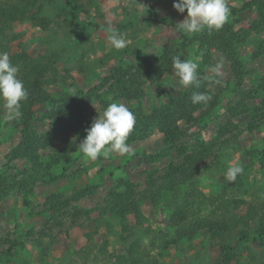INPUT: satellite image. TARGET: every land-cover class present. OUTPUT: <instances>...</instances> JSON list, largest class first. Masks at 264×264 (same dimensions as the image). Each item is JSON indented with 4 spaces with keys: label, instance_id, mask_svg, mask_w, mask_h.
<instances>
[{
    "label": "rangeland",
    "instance_id": "1",
    "mask_svg": "<svg viewBox=\"0 0 264 264\" xmlns=\"http://www.w3.org/2000/svg\"><path fill=\"white\" fill-rule=\"evenodd\" d=\"M40 1L43 12L38 19L12 24L10 50L14 53L25 49L31 57H53L58 69L48 87L53 97L89 94L114 67L135 68L142 60L162 54L172 58L183 53L182 60L192 59L199 64L202 77L212 75L209 69L223 61L222 84L207 83L201 88L217 104L209 114L204 113L203 104H197L196 122L178 120L183 135L174 142L159 131L163 121H158L145 135L127 139L131 151L125 156L112 153L108 159L90 161L76 151L70 162H65L60 158L64 151L61 143L43 151L44 163L60 158L51 168L52 177L57 179H43L31 193L12 194L0 203V240L8 237L23 244L9 262L2 264H133L136 254L121 242L128 232L122 230L114 214L101 213L110 197L119 193L139 201L141 222L137 224L129 215L128 223L132 227L129 242L138 240L140 249L146 251L140 256L142 261L222 264L219 245L228 243L235 247L234 258L228 264H264V247L259 242L264 230V170L260 167V151H264V53L259 49L264 28L254 26L257 5L230 14L227 21L235 30L246 31L235 48L244 65L242 84L238 86L226 55L214 47L200 46L205 29L193 34L177 30L176 24L183 21L187 11L178 13L174 0H80L82 6L72 7L64 0ZM248 1L226 0L236 7ZM149 9L156 14L150 16ZM109 23L126 35L125 48L116 50L108 42ZM171 71L170 67L160 75V88L146 80L142 86L145 95L140 100H114L105 85L99 90L105 102L91 96L87 106L91 123L111 102L154 113L153 109L172 97L183 95L191 87L181 86ZM48 106H35V117L26 121L38 133L48 128L42 119ZM4 115L0 108V174L12 178L26 165L21 159H7L19 141L23 122H6ZM156 155L160 156L157 161H146L145 156ZM230 163L244 169L234 182L225 175ZM170 175H177L179 189L154 197L151 183L159 184ZM89 185L97 187L78 198L70 197ZM24 199L29 201L28 206ZM66 199L70 203L59 211L48 208L47 201ZM177 206L188 207L191 217L206 219L205 226L190 240L177 239L169 222ZM214 229L220 236H212ZM8 245L9 241H3L2 247Z\"/></svg>",
    "mask_w": 264,
    "mask_h": 264
},
{
    "label": "trees",
    "instance_id": "2",
    "mask_svg": "<svg viewBox=\"0 0 264 264\" xmlns=\"http://www.w3.org/2000/svg\"><path fill=\"white\" fill-rule=\"evenodd\" d=\"M64 2L71 7L75 5L82 6L80 0H64ZM253 4L257 5V17L254 20V26L264 28V0H250L241 7L230 4L228 6L231 9V14L236 15L244 7L252 6ZM64 10L66 9L63 8ZM42 12L43 3L40 0H0V52H8L11 62L19 65V78L24 82V86L28 91V98L22 102L21 106L22 116L15 120L23 122L19 130V141L7 155L8 162L21 159L26 161V165L18 175H14L12 178L0 174V203L8 199L12 194L25 196L31 193L33 188L41 183L43 179H48L49 177L52 180L57 179V177H52L51 168L58 164L60 158L65 162H70L72 154L79 151L77 146L86 136V133L83 135L82 131L91 126L90 118L86 112L91 96L97 97L99 102L104 103L105 101L101 97L99 90L108 84L106 90L114 100L119 98L140 100L145 95L142 86L146 80L157 84L158 88H160V75L172 65L171 58L163 54L155 58H147L142 60L135 68L114 67L101 83L90 90L89 94H84L83 92L75 94L64 93L53 97L48 90L58 72L55 66L56 61L53 57L48 55L31 57L25 49L14 53H11L10 50L12 39L9 31L12 24L17 21L36 20ZM148 12L150 16L156 14L152 9H149ZM93 26L97 27L96 24H93ZM245 34V30H235L232 23L226 22L219 30L208 31L205 28L200 37V46L214 47L226 55L231 62L233 71H235L236 84L238 86L242 84L241 74L244 72V65L239 59L235 48L245 38ZM259 49L264 53V41L260 44ZM204 52L208 54L210 51L206 49ZM204 85H207V82L202 83L199 89H186L184 94L182 93L183 95L172 97L168 103L153 109L154 113H145L140 107L130 109L135 115V125L128 138L130 140L137 139L145 135L147 130L158 121H163V125L159 126V131L169 142L178 140L183 135V131L179 128L177 121L184 120L191 123L198 120L194 115L197 104L191 102V95L194 91L206 92L201 89ZM46 103L50 106L44 111L42 119L46 120L48 128L44 133H38L27 125L26 121L35 117V106H43ZM216 104L217 100L212 97L206 105L203 104L204 113H211ZM55 143L62 144L64 148L61 154L62 157L58 159L51 158L50 161L44 163L41 159V153ZM260 153L262 154L260 167L264 170V151H260ZM249 154L254 155L255 151H250ZM145 157L146 161L151 163L157 161L160 156ZM177 179V175H170L159 184L151 183V194L154 197H159L164 191H177L179 189ZM96 187L95 185L86 186L70 197L75 199L86 195L91 193ZM125 195L127 194L112 195L110 197L111 201H107L106 207L102 209L101 213L109 212L114 214L119 218L122 230L128 232L121 242L126 243L129 252L136 254L133 264H158L156 260L150 261L147 259L142 261L140 256H144L146 251L140 249V242L138 240L129 242V238L132 236V227L128 223V216L132 215L137 224H139L141 222V212L139 201L129 197L126 199ZM52 196L54 197V195ZM68 199L65 201H47L49 203L48 208L51 211H59L60 207L70 203L67 201ZM153 202L156 203L157 201ZM23 203L26 206L29 205V201L26 199L23 200ZM205 220L204 217H191L186 206H177L169 217L170 224L175 228L177 239L188 240L192 239L205 226ZM211 233L213 237L220 236L218 229H214ZM262 233L264 234V230ZM263 234L260 235L261 239L259 242L264 247ZM6 240L9 241V245L2 247L3 241L5 243ZM173 242L176 243V241ZM22 246V243L16 244L15 241H10L8 237L0 240V264H2V261L9 262L10 258ZM219 247L222 264H228L234 258L235 247L228 243L220 244Z\"/></svg>",
    "mask_w": 264,
    "mask_h": 264
},
{
    "label": "clouds",
    "instance_id": "3",
    "mask_svg": "<svg viewBox=\"0 0 264 264\" xmlns=\"http://www.w3.org/2000/svg\"><path fill=\"white\" fill-rule=\"evenodd\" d=\"M174 9L178 13L187 11L182 22L176 24L177 30L185 34L199 33L203 29L219 30L228 21L231 9L226 0H174ZM115 15V13H113ZM108 42L121 50L128 44L126 35L110 23L106 27ZM183 53L172 56L171 74L185 88L199 89L202 83L222 84L223 61L212 66V75L201 76L199 64L192 59H181ZM20 67L11 62L8 52H0V108L4 110V120L11 122L22 116V102L28 98L24 82L19 78ZM212 99L206 92L194 91L191 95L193 104H207ZM135 125V115L130 108L119 101L111 102L92 121L87 128L85 138L77 149L86 160L96 161L98 158L108 159L112 153L120 156L130 154L131 146L127 139ZM244 171L239 164L231 163L226 170V178L234 182Z\"/></svg>",
    "mask_w": 264,
    "mask_h": 264
}]
</instances>
